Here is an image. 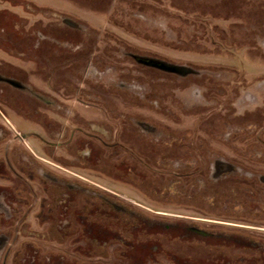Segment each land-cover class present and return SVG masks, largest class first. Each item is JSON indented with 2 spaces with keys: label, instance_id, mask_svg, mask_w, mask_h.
<instances>
[{
  "label": "rangeland",
  "instance_id": "1",
  "mask_svg": "<svg viewBox=\"0 0 264 264\" xmlns=\"http://www.w3.org/2000/svg\"><path fill=\"white\" fill-rule=\"evenodd\" d=\"M0 76L6 264H264V0H0Z\"/></svg>",
  "mask_w": 264,
  "mask_h": 264
},
{
  "label": "water",
  "instance_id": "2",
  "mask_svg": "<svg viewBox=\"0 0 264 264\" xmlns=\"http://www.w3.org/2000/svg\"><path fill=\"white\" fill-rule=\"evenodd\" d=\"M148 64H153L156 65L158 67H160L161 69H165V70H169V71H174V72H179V73H186L188 71V69L182 65H177V64H172V63H168V62H163V61H158L155 59H152L151 61L148 62ZM0 79H4L0 76ZM10 83L19 86L18 82L13 81V80H8Z\"/></svg>",
  "mask_w": 264,
  "mask_h": 264
},
{
  "label": "flooded vegetation",
  "instance_id": "3",
  "mask_svg": "<svg viewBox=\"0 0 264 264\" xmlns=\"http://www.w3.org/2000/svg\"><path fill=\"white\" fill-rule=\"evenodd\" d=\"M2 78H5L6 80L0 79L1 81H5V82H7V83H9V84H11V85H13L15 87L21 88L23 86L21 83H19L17 80H15L13 78H9V77H2ZM8 80H13V81L18 82L19 86H16V85L10 83ZM7 242L8 243L10 242L9 237H0V257L2 258L1 261H0V264H6V260H7V257H8V252L4 251V248L7 246L6 245Z\"/></svg>",
  "mask_w": 264,
  "mask_h": 264
},
{
  "label": "trees",
  "instance_id": "4",
  "mask_svg": "<svg viewBox=\"0 0 264 264\" xmlns=\"http://www.w3.org/2000/svg\"><path fill=\"white\" fill-rule=\"evenodd\" d=\"M149 65H151V64H149ZM152 66H156V65H152ZM156 67H158V66H156Z\"/></svg>",
  "mask_w": 264,
  "mask_h": 264
}]
</instances>
